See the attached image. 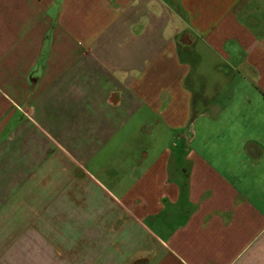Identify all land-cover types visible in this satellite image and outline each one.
I'll use <instances>...</instances> for the list:
<instances>
[{
  "label": "crops",
  "instance_id": "crops-1",
  "mask_svg": "<svg viewBox=\"0 0 264 264\" xmlns=\"http://www.w3.org/2000/svg\"><path fill=\"white\" fill-rule=\"evenodd\" d=\"M246 88L264 0H0V264H264Z\"/></svg>",
  "mask_w": 264,
  "mask_h": 264
},
{
  "label": "rangeland",
  "instance_id": "rangeland-1",
  "mask_svg": "<svg viewBox=\"0 0 264 264\" xmlns=\"http://www.w3.org/2000/svg\"><path fill=\"white\" fill-rule=\"evenodd\" d=\"M206 54L209 55L213 59L218 57L217 54L214 53L210 49H206ZM212 72L216 73V71L214 69H212ZM245 93L247 94L246 96L253 97L252 98V103H253L252 106H253V108L248 111V114L246 115V119H249V118H252V117L259 118L261 115H264V113H262V111H263L262 107L264 106L263 97L260 94L256 95V92L254 93V91L249 93V89L248 88L245 89ZM239 96L240 95H238L237 98H239ZM75 257H77V256H75ZM71 261L75 262V261H77V258H74V256H73V259L70 260V262Z\"/></svg>",
  "mask_w": 264,
  "mask_h": 264
},
{
  "label": "trees",
  "instance_id": "trees-1",
  "mask_svg": "<svg viewBox=\"0 0 264 264\" xmlns=\"http://www.w3.org/2000/svg\"><path fill=\"white\" fill-rule=\"evenodd\" d=\"M139 262V261H138ZM137 264V263H136Z\"/></svg>",
  "mask_w": 264,
  "mask_h": 264
}]
</instances>
